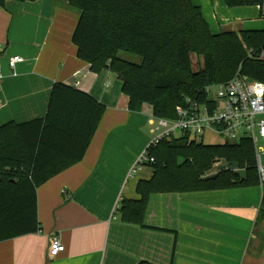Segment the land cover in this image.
I'll list each match as a JSON object with an SVG mask.
<instances>
[{"label":"crops","instance_id":"crops-1","mask_svg":"<svg viewBox=\"0 0 264 264\" xmlns=\"http://www.w3.org/2000/svg\"><path fill=\"white\" fill-rule=\"evenodd\" d=\"M193 3L213 34L264 29L260 7ZM79 18L68 0L0 6V127L45 118L56 83L105 106L84 159L38 189L41 232L0 242V264H264V225L257 227L261 187L154 194L147 228L122 221V200H139L138 182L152 175L131 180L130 172L150 144L142 129L153 111L149 105L130 111L119 77L94 73L78 58L72 38ZM15 56L24 61L12 70ZM56 235L65 250L53 257Z\"/></svg>","mask_w":264,"mask_h":264},{"label":"trees","instance_id":"trees-1","mask_svg":"<svg viewBox=\"0 0 264 264\" xmlns=\"http://www.w3.org/2000/svg\"><path fill=\"white\" fill-rule=\"evenodd\" d=\"M9 0H0L5 7ZM20 3L38 0H11ZM228 8L260 7L264 0H223ZM80 15L73 34L78 58L94 73L109 70L122 81L129 109L144 105L158 118L175 119L187 98L204 101L206 87L231 81L239 72L264 84V29L213 34L193 0H68ZM127 53L141 59L120 58ZM203 68L193 70L192 56ZM105 106L73 86L56 83L45 118L0 127V242L41 232L38 189L81 162L99 127ZM150 179L140 180L139 200L123 199V222L145 226L154 194L198 193L260 187L254 143L206 145L171 137L153 147ZM221 162L237 170L208 173ZM264 222V188L257 227ZM139 264H152L142 261Z\"/></svg>","mask_w":264,"mask_h":264},{"label":"built area","instance_id":"built-area-1","mask_svg":"<svg viewBox=\"0 0 264 264\" xmlns=\"http://www.w3.org/2000/svg\"><path fill=\"white\" fill-rule=\"evenodd\" d=\"M260 58L264 60V51ZM24 59L20 56L10 58L9 66L15 70ZM1 74L0 65V79ZM204 101L187 98L184 104L176 108L175 119L158 118L150 116L149 123L155 125L153 139L137 162L131 169L130 175L134 176L144 170L146 165L153 163L149 156L150 151L164 139L188 136L198 142H206L207 136H216L223 141L238 142L243 138L250 139L255 146L257 170L260 187L264 188V165L257 152V144L264 141V84L250 80L239 72L229 82L206 87L203 90ZM219 165V164H217ZM65 250L59 236H53L50 254L58 256Z\"/></svg>","mask_w":264,"mask_h":264},{"label":"rangeland","instance_id":"rangeland-1","mask_svg":"<svg viewBox=\"0 0 264 264\" xmlns=\"http://www.w3.org/2000/svg\"><path fill=\"white\" fill-rule=\"evenodd\" d=\"M256 27H261V26H256ZM262 27H264V21L263 20H262ZM120 58L123 59V60L129 61V62H132V63H136V64L140 63V61H141V59L139 57H136V56H133V55H130V54H127V53H120ZM192 60H193V70L195 72L200 71L203 68L202 59L193 55L192 56ZM148 120H147V125L142 129V131H143V134H145L149 138V140L150 139L153 140V139L156 138V135L152 134V130L155 127V125H151L148 122ZM176 135H177V137H181V133L180 132H178ZM151 140H150V142H151ZM230 143H233V144L238 143V140H235L234 142H230ZM204 144H206V145H222L223 141L221 139L217 138L216 136L212 135V136H207L206 142H204ZM256 147H257L256 148L257 152L261 156V160H262V163L264 165V141H260L257 144ZM222 164H225V163L221 162L219 165H215L214 168L208 173V176H212L214 174H217L219 172L218 171V166H220ZM145 172H146V175L145 174H141V172H140V173L132 176L131 180L139 178V175L142 178L146 177L149 174L151 175L152 174V169L148 167L147 169H145ZM262 225H264V222H263ZM261 232H262V229H261ZM262 234L264 235V231L262 232Z\"/></svg>","mask_w":264,"mask_h":264},{"label":"water","instance_id":"water-1","mask_svg":"<svg viewBox=\"0 0 264 264\" xmlns=\"http://www.w3.org/2000/svg\"><path fill=\"white\" fill-rule=\"evenodd\" d=\"M239 168V164L237 163H227V164H222L220 166H218V171L221 172V171H224V170H229V171H232V170H237ZM218 173L217 174H214L212 176H209L207 179H215L217 177Z\"/></svg>","mask_w":264,"mask_h":264}]
</instances>
